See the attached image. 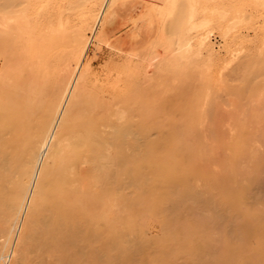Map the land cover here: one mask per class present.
Segmentation results:
<instances>
[{
	"label": "bare ground",
	"instance_id": "obj_1",
	"mask_svg": "<svg viewBox=\"0 0 264 264\" xmlns=\"http://www.w3.org/2000/svg\"><path fill=\"white\" fill-rule=\"evenodd\" d=\"M115 1L0 0V264H264V188L256 185L259 166H239L253 147L248 122L239 121L235 110L237 121L231 118L229 124L236 128L221 137L225 155L216 161L215 144L208 147L194 127L198 112L189 104L193 96L190 100L186 96V104L194 110L181 107L184 96L181 106L178 103L185 112H196L189 123L183 119V125H172L177 122H172V114L164 116L171 125L150 118L152 111L141 112L138 118L131 115L135 101L142 103L137 110L144 107L140 99L144 97L131 86L139 80L136 76L148 78V55L140 63L111 55L118 60L112 57L101 70L85 60L91 40L96 47L105 42L107 12ZM147 1L159 19L153 56L170 51L180 61L175 68L181 61L184 65L189 55L191 59L201 53L197 48L207 45L208 26L217 18L215 24L229 19V11L238 15L229 24L220 22L226 25L218 27L227 36L252 18V12H244L248 2L240 8L235 0H231L234 4ZM249 5L262 10L264 0H249ZM195 31L206 33L192 43ZM239 49L232 55H238ZM191 50H198L197 54ZM259 51V57L245 54L237 74L232 73L237 82L229 84L226 79L225 88L238 100L264 98V46ZM158 58L153 57L161 66L153 67L159 71L164 62ZM229 63L223 68L228 69ZM178 71L177 77L183 73ZM162 73L167 79L171 76ZM161 101L164 105L167 99ZM258 108L257 113L264 111Z\"/></svg>",
	"mask_w": 264,
	"mask_h": 264
},
{
	"label": "rangeland",
	"instance_id": "obj_2",
	"mask_svg": "<svg viewBox=\"0 0 264 264\" xmlns=\"http://www.w3.org/2000/svg\"><path fill=\"white\" fill-rule=\"evenodd\" d=\"M213 1H216V0H213ZM213 1H211V5H213L214 6V2ZM224 1H226V0H224ZM228 1V0H227ZM226 1V3H228V2H230V1H228L227 2ZM240 1V0H239ZM242 1V0H241ZM241 1H240V3H237L238 1L237 0H235V4L237 5H239V7L240 8H243L245 5H247L248 4V6H246L245 7V9H246V11H244V12H247V11H249L250 13H251V15H252V18L249 20V19H247V20H244L243 21V23L241 24V25H239V28H238V26H236L235 28H236V30L234 31L233 29V32H231L230 31V33L228 34L229 36H227L226 34V36L225 35H222V34H224V33H222V29H223V27H225L226 25L223 23V24H220V22H225L226 21V24H229L230 23V18L232 19V17H234L233 19H232V21L233 20H235L237 17L236 16H238V15H236V14H232L231 13V11H229L230 13H228L229 15H227V16H229L230 18L229 19H227V17H226V19L225 20H223V21H219L218 22V24H220V25H218V24H215V23H217V20H218V18L217 17H214V18H217V20H215V22H213L214 23V25H212V27H209L208 26V28H211L210 29V31H209V29H207V28H205V29H207V32H208V34H209V41H208V43H207V45L205 44L203 47H201V48H197L198 50L199 49H201V50H199L201 53H199L200 54V56H199V54H197V51L198 50H191V52L193 51L194 52V54H197L196 56L195 55H193L192 57H191V59H190V57L189 56H191V55H189L187 58H184L185 60V62H184V65L182 64V61H181V66L179 65H177L176 66V68H175V66H174V63H178V62H180L179 60H177V62L175 61V59H173L174 58V54L173 53H171L170 51H168V52H166L165 51V53H162V55H158V56H153L154 55V47H153V45H154V43H155V36L157 35V33H158V30H159V19H158V17H157V14H156V11L154 10V8H153V6L147 1V0H116L112 5H111V7L108 9V12H107V17H106V23H107V25H108V27H109V32H108V35H107V37H106V39H105V42H103V43H101V48L100 47H96V46H94V43H95V41H92L91 40V42L89 43V46H88V48H87V51H86V58H85V60H89L90 62H91V64H92V67L93 68H96V70H101V68H104V66L106 65V63L110 60H112L113 58V60H118L119 58H123L122 56H124V58H130V59H134L133 61H134V63H140V61H141V59H142V57L144 56V55H148V57H147V61L145 60V62H147L146 63V69H148L149 68V70H147V72H146V74L148 75V78H151V79H148L147 78V76L145 77V78H143V79H141V77L142 76H136V77H139V78H137V79H139V80H136L135 82H137V83H133L132 82V85H133V87L131 86V88L134 90L133 92L135 93L136 91H138V92H136L137 94H139L140 96H143L144 97V99L143 98H141L140 97V99H142L141 101L143 102V106L144 107H146L147 109H145L144 107H142V105H141V107L143 108V110H141V111H139L140 110V108H139V106H140V104H142L139 100H137V101H135L136 100V97H133L132 98V101H135L134 102V105L132 106L133 107V109H135V110H133L132 108H131V111H133V112H131L130 114L131 115H133L134 117H137L138 118V115H140V113L141 112H143V113H148V115H149V112L150 111H152L151 113H153V115H151L150 114V118H152L153 120H155L156 122H158V123H163V124H169V125H171V123L173 122V121H177V122H173L172 123V125H180V123H182L181 125H183L184 124V120H187L186 122H188L189 123V121H191L190 119L193 117V110H194V108H195V111H196V108H197V111L196 112H198V113H196L197 114V117H198V119H196L195 117V120L197 121L198 120V124H196L194 121V127H196V125H197V128L199 129V131H197L198 132V137L200 138V136H202L200 139H201V141H205L204 143H206L207 144V146L209 147V145H210V147H214V144H215V147L213 148V150L214 151H212V152H214L213 153V155H214V159L217 161V160H219V158H220V156H222V155H225V153L223 152L224 150H223V148L220 146V145H222V144H219L220 143V139H221V137H225L227 134V132L229 131L230 133L231 132H234L233 130L236 128V127H232V125H230L229 123H231V118H233L232 119V122H233V120H234V122H235V120L237 121V119L236 118H238V116L240 117L241 116V118L242 119H240L239 118V121H241V120H245V122L247 123V128H248V130H249V137L250 138H252V143H253V145H251V141L249 142V144L251 145V146H253L252 147V149H251V151H254L255 149L254 148H257V150L256 151H254V153L253 152H251L250 150H248V152L250 151V155L249 156H247V157H249V158H244V159H241L242 161H239V166L242 168H246L247 166H248V168H250L249 167V165L251 166V164L253 165V167H254V165L255 164H257L258 166H259V176H258V182H259V184L256 182V185H257V187L258 188H264V184H262V183H264V160H262V161H260V159L259 158H261L262 159V157H264V134H262V133H264V121H260L259 123H260V125H256V124H258V121H259V119H264V114H261V112H264V111H262L261 109H264V103H261V101L262 100H264V98H250V99H247V100H245V99H241L240 98V100H238V98H237V96L235 97V95H233V92H231L230 91V88H229V90L227 91V89L225 88V87H227L226 86V83L228 84V82L230 81V83L229 84H232L234 81H236L237 82V76H235L234 77V75L233 74H237V72H238V67H239V65H240V63L242 62V61H244V56H245V54L247 55H249V56H252V57H257V55H258V53L259 52H261V51H259V49H261L262 48V46H264V45H262V43H264V28H262V27H264V21H262V20H264V9H260V8H257V10L255 11V7H254V5H249V0H244L245 1V4L244 5H242V7L240 6L244 1H242V3H241ZM218 2V1H217ZM217 2H215V3H217ZM219 2H220V0H219ZM218 2V3H219ZM246 2H248L247 4H246ZM217 3V4H218ZM222 3V2H221ZM221 3H219V5H217V4H215L216 6H220V4ZM231 3H232V1H231ZM234 3H232V4H234ZM251 3V2H250ZM232 4H230V5H232ZM252 4V3H251ZM223 5V4H222ZM229 5V4H228ZM250 6H253L254 8L252 9ZM260 11H259V10ZM244 10V9H243ZM243 10H242V12H243ZM251 10V11H250ZM240 11H241V9H240ZM254 11V12H253ZM262 11V12H261ZM249 12H248V14H249ZM233 16H232V15ZM239 14V13H238ZM236 15V16H235ZM241 15V14H240ZM239 15V16H240ZM258 16H259V19L260 20H258L257 18H258ZM261 16V17H260ZM251 17V16H250ZM256 20V21H255ZM248 23V24H245L246 22ZM250 22V23H249ZM212 23V24H213ZM258 23V24H257ZM250 24V25H249ZM256 24V25H255ZM223 25V27L221 28V27H218V26H222ZM254 26V27H253ZM241 27V28H240ZM256 28V29H255ZM213 29V30H212ZM238 29V30H237ZM261 29V30H260ZM201 31H202V29H200ZM200 30H198V31H200ZM218 30V31H217ZM224 30V29H223ZM198 31H195L194 33L196 34V32H198ZM221 31V32H220ZM241 32V34H238V33H240ZM194 33H193V35L191 36L192 38H191V42L193 43V41H195V40H193V39H196V41H198L197 39H199V37L197 38V35L199 34L200 36H202L201 34H204V33H206V31L205 32H203V33H198V34H196L195 36H196V38H194L193 36H194ZM221 33V34H220ZM237 33V34H236ZM198 35V36H199ZM224 36V37H223ZM233 37V38H232ZM245 37V38H244ZM240 38V39H239ZM247 38V40H246V42L244 41L245 39ZM249 38V39H248ZM226 41H225V40ZM234 41H233V40ZM244 39V40H243ZM109 42V43H108ZM142 42H146L144 45L143 44H141L140 45V43H142ZM229 44H227V43ZM250 42V43H249ZM93 43V44H92ZM195 44V43H194ZM211 46H210V45ZM261 44V45H260ZM198 45V44H197ZM196 45V46H197ZM226 45V46H225ZM236 45V46H235ZM238 45V46H237ZM209 46V47H208ZM160 47H162V45L160 46ZM227 47V48H226ZM231 47V48H230ZM234 47V50H232V48ZM245 47V48H244ZM256 47V48H255ZM93 48H95V49H93ZM114 48V49H113ZM196 48V47H195ZM206 48V49H205ZM210 48V49H209ZM212 48V49H211ZM235 48H240L239 50V52H238V55H236V56H233L232 55V53H235ZM257 48H259L258 50H257ZM192 49H194V48H192ZM226 49V50H225ZM227 49H228V51L230 52H227ZM252 49V50H251ZM115 52H114V51ZM205 50H207L208 52H210V50L212 51L211 52V54L210 53H208V52H206ZM242 50H243V52H242ZM117 51V52H116ZM112 52L114 53V54H112ZM241 52V53H240ZM245 52V53H244ZM111 53V54H110ZM122 53V54H121ZM239 53H240V55H239ZM244 53V54H243ZM257 53V54H256ZM95 54V55H94ZM115 54H117V58H115L116 56H115ZM120 56H119V55ZM202 54V55H201ZM227 54V55H226ZM111 55H114L115 57H111ZM127 55H129V57H127ZM209 55H211L210 57H209ZM247 55V56H248ZM262 55H264V54H262ZM131 56H134L133 58H131ZM162 56V57H161ZM164 56V57H163ZM205 56H207V57H205ZM230 56V57H229ZM260 55H258V57H259ZM153 57H154V59H158L159 61H160V59L158 58V57H160V58H162L161 59V63L162 62H164V63H162V65L164 66V67H162V69L164 68V70L162 71V69L160 68V67H158V68H160L159 69V71L158 70H156V65H158V66H161V65H159L158 64V62L159 61H157V60H155V61H157V62H155L154 61V59H153ZM214 57V58H213ZM246 57V56H245ZM90 58V59H89ZM112 58V59H111ZM136 58V59H135ZM152 58V59H151ZM202 60V62H204V60H205V62L202 64V65H200L199 66V64H201L202 62L199 60ZM203 58H205V59H203ZM225 58H227V59H225ZM232 59V61H231V59ZM107 59V60H106ZM183 59V58H182ZM186 59H189L190 61L188 62V60H187V62H186ZM198 60L197 62H200V63H197L196 62V60ZM210 59V60H209ZM226 61H225V60ZM241 59H243V60H241ZM137 62H136V61ZM149 60V61H148ZM152 60V61H151ZM163 60V61H162ZM181 60V59H180ZM209 60V61H208ZM224 60V61H223ZM241 60V61H240ZM195 61V62H194ZM215 61H217V62H215ZM228 61V63H229V61H230V63H229V65H228V69L225 67V68H223V66H225V63ZM150 62V63H149ZM152 62H154V63H152ZM194 62V63H193ZM211 62H213V63H211ZM109 63V62H108ZM157 63V64H156ZM188 63V64H187ZM205 63L206 64H208V66L207 65H205ZM215 63V64H214ZM237 63H238V65H237ZM155 64V67H153V65ZM214 64V65H213ZM199 67H198V66ZM213 65V67L212 68H210L211 66ZM221 65V66H220ZM138 66V65H137ZM136 66V67H137ZM182 67H184V69H186V70H184ZM197 67V68H196ZM200 67H202V69L200 68ZM209 67V68H208ZM157 68V69H158ZM193 68V69H192ZM196 68V69H195ZM207 68V69H206ZM214 68V69H213ZM221 68V69H220ZM166 69V70H165ZM180 69H182L181 70V72H183L182 74H179V73H181V72H179L180 71ZM206 71V72H204V70ZM210 69H212V70H210ZM225 69V70H224ZM230 69H231V71H230ZM95 70V69H94ZM150 70H152V71H150ZM157 72H159V73H157ZM160 70H161V73L162 74H164V73H166L165 75L167 76L168 74L167 73H170L171 74V76H168L169 78H174L175 80H170L169 78L167 79V77H165V76H163V75H161L160 74ZM175 70H179L178 71V77L176 76L177 74H175L177 71H175ZM202 70V72H200ZM209 70H210V72H209ZM224 70V71H223ZM226 70H229V73L226 71ZM154 71V72H153ZM165 71V72H164ZM167 71V72H166ZM189 71H191V72H189ZM237 71V72H236ZM156 72V73H155ZM187 72V73H186ZM189 72V73H188ZM194 72V73H193ZM199 72V73H198ZM227 72V73H226ZM231 72V73H230ZM153 73V74H152ZM191 73V75H189ZM201 73V74H200ZM206 73H208L207 74V79L210 81H208L207 79L205 80V78H206ZM225 73V74H224ZM233 73V74H232ZM160 76H159V75ZM169 74V75H170ZM229 74V75H228ZM160 77V80L158 79V77ZM199 75L201 76L202 75V77H199ZM209 75V76H208ZM211 75V76H210ZM213 75V76H212ZM222 75V76H221ZM225 75H227L226 77H224ZM176 76V77H175ZM193 76V77H192ZM195 76V77H194ZM198 76V77H197ZM230 76V77H229ZM223 77V78H222ZM227 77L229 78L227 81H226V79H227ZM233 77H234V79H233ZM157 78V79H156ZM200 78V79H199ZM225 78V79H224ZM232 78V80H230ZM148 79V80H147ZM184 79V80H183ZM187 79H188V81H187ZM204 81H203V80ZM133 80V79H132ZM132 80H130V81H132ZM135 80V79H134ZM201 80H202V82H201ZM156 81V82H155ZM159 81V82H158ZM207 81H208V86H207ZM223 83H222V82ZM226 81V82H225ZM233 81V82H232ZM183 82V83H182ZM198 82V83H197ZM225 82V83H224ZM131 83V82H130ZM139 83V84H138ZM182 83V84H181ZM139 86H138V85ZM180 84H181V86H180ZM204 84H206V85H204ZM186 85V86H185ZM190 85V86H189ZM212 85V86H211ZM135 86V87H134ZM139 88H138V87ZM189 86V87H188ZM211 86V87H210ZM223 86V87H222ZM185 87V89L188 91V93H187V95L186 94H182V93H186L187 91H185L183 88ZM215 87V88H214ZM219 87V88H218ZM178 88V89H177ZM214 89V91L212 90V89ZM222 88V89H221ZM132 89H130V90H132ZM210 91H209V90ZM226 89V90H225ZM144 90V91H143ZM177 90V91H176ZM183 90V91H182ZM197 90V91H196ZM216 90V91H215ZM179 91V95L177 94V93H175V92H178ZM192 92V94H191V92ZM199 91V92H198ZM224 91H227V92H224ZM140 92V93H139ZM142 92L143 93H145L144 95H146V96H144V95H142ZM182 92V93H181ZM207 94H206V93ZM208 92H210V94L208 93ZM213 92L215 93V95L213 94ZM231 92V93H230ZM191 95H190V94ZM202 93H204L203 95H202ZM180 94L182 95V97L180 96ZM200 94H201V96H200ZM206 94V95H205ZM226 94H228V95H226ZM135 96H136V94H134ZM178 95V96H177ZM195 95L197 96V97H195ZM208 95H209V97H208ZM231 95V96H230ZM183 96L185 97V103L183 104V106H181V102L182 101H184V98H183ZM186 96H188V100H190V98L192 99V96L194 97L190 102H189V104H191V105H193V106H195L194 108H193V106L191 107V105H189L193 110H191V112L190 111H188V112H185V110L187 111V109L189 108V106L186 104ZM189 96H190V98H189ZM202 98H200V97ZM139 97V96H138ZM137 97V98H138ZM160 99H159V98ZM210 97H212V98H210ZM215 97V98H214ZM235 97V98H234ZM261 97H264V96H261ZM175 98V99H174ZM198 98V99H197ZM200 98V99H199ZM207 98V100L205 101V99ZM233 98L235 99V100H233ZM159 99L160 101H157V100ZM167 99V102H166V104H162V102L164 103V101H161V100H166ZM183 99V100H182ZM209 99V100H208ZM254 99H259V100H261L260 101V103L258 102L259 100H257L256 101V103H254L255 102V100ZM195 100H197L195 103H194V101ZM199 100H201V102L199 101ZM204 100V101H203ZM229 100V101H228ZM254 100V101H253ZM131 101V102H132ZM155 101H157L156 103H155ZM173 101H174V103H173ZM238 101V102H237ZM243 101H244V103H243ZM130 102V103H131ZM153 102L155 103V104H153ZM159 102V103H158ZM170 102L172 103V104H174V105H172V104H170ZM180 102V106L181 107H184V105H186V107H188V108H186V107H184L185 108V110H183V109H180V106H179V103ZM187 102V103H188ZM192 102V103H191ZM240 103V104H236V103ZM261 105V107H260V105L258 104V103ZM262 102H264V101H262ZM168 103H169V105H168ZM197 103V104H196ZM205 104V106L204 107H202L204 104ZM208 103V104H207ZM232 103V104H231ZM158 104V105H157ZM179 106V110H183L182 112H184V113H181V112H179V114H180V117L178 116L179 114H176V111L178 112L179 110H177V108H176V106L177 105ZM235 104V105H234ZM249 104V105H248ZM131 105V104H130ZM135 105H137V106H135ZM207 105V106H206ZM233 105V106H232ZM245 105V106H244ZM256 105V106H255ZM231 106V107H230ZM251 106H254V108L253 107H251ZM135 107V108H134ZM163 107H165V108H163ZM171 107H173V108H171ZM199 107V108H198ZM206 107V108H205ZM238 107V110L237 109H234V108H237ZM241 107H245L244 109H242ZM259 107V108H258ZM137 108H139V110H137ZM162 108L163 109H165V111H166V113H165V115H164V110H163V112H162ZM171 108V109H170ZM202 108V109H201ZM241 108V109H240ZM252 108V109H251ZM257 108L258 109H260L261 111L259 112V113H257V111H259V110H257ZM170 109V110H169ZM206 109V110H205ZM233 109H234V111H233ZM248 109V110H247ZM251 109V110H250ZM157 110V111H156ZM159 110V111H158ZM202 110V112H200ZM207 112V115H205V111ZM225 110V111H224ZM235 110L236 111H238L237 112V114H236V116L234 115L235 113ZM241 110H244L243 112H242V114H240V112H241ZM203 111L205 112V113H203ZM227 111V112H226ZM230 111V112H229ZM157 112V113H156ZM161 114H160V113ZM169 112H172V113H170L169 114ZM190 112V113H189ZM250 112H253L254 114H256V116L258 115V120H256L257 119V117H254V118H250L249 117V114H251ZM189 113V114H188ZM194 113V114H195ZM199 113H202L201 114V116H199L200 114ZM216 113V114H215ZM244 113V114H243ZM159 114V115H158ZM172 114V116H174L175 117V119L173 120V118H172V122L170 121V120H167L169 117H170V115ZM190 116V117H188V115ZM195 114V115H196ZM224 114V115H223ZM232 114V116L230 117V115ZM147 115V114H146ZM166 115H169V117L168 118H165V117H167ZM177 115V116H176ZM183 115V116H182ZM194 115V116H195ZM221 115V116H220ZM163 116V117H162ZM165 116V117H164ZM186 116V117H185ZM202 116H207L206 118L205 117H202ZM218 116V117H217ZM220 116V117H219ZM228 116H229V118H228ZM189 118V120L188 119H186V118ZM214 117V118H213ZM217 117V118H216ZM234 117H236L235 119H234ZM248 117H249V119H250V121H249V119H248ZM170 118V119H171ZM200 118H201V120H202V122L200 121ZM219 118V119H218ZM224 118V119H223ZM246 118V119H245ZM162 119V121H160ZM181 119V120H180ZM184 119V120H183ZM227 119H229L228 121H227ZM247 119H248V121H247ZM180 120V121H179ZM183 120V121H182ZM193 120V119H192ZM205 120L207 121V122H205ZM168 121H170V122H168ZM200 121V122H199ZM214 121V122H213ZM224 121V122H223ZM230 121V122H229ZM238 121V122H239ZM180 122V123H179ZM185 122V123H186ZM213 122V123H212ZM219 122L220 123H222L221 125L219 124ZM179 123V124H178ZM188 123H186L187 124V127L189 126V125H191V126H193V124H191V122H190V124H188ZM202 123V124H201ZM209 123H211V127H210V125L209 126H207ZM215 123V124H214ZM224 123H225V125H224ZM228 123V124H227ZM199 124H201V126H199ZM205 124V125H204ZM214 124V125H213ZM219 124V125H218ZM184 126H186V125H184ZM191 126H189V127H191ZM221 126V127H220ZM224 126H225V128H224ZM228 126V127H227ZM223 127V128H222ZM214 128H218L216 131H215V129ZM230 128H232V129H230ZM226 129V130H225ZM228 129V130H227ZM232 130V131H231ZM258 131V132H257ZM201 132H203V134L201 133ZM206 132H207V134L208 135H206ZM228 132V133H229ZM257 132V133H256ZM214 133V134H213ZM224 133V135L223 136H221V134H223ZM202 134V135H201ZM206 136V138L205 137H203V136ZM259 135V136H258ZM217 136V137H216ZM259 137V138H258ZM204 138H205V140H204ZM217 139V140H216ZM219 140V141H218ZM210 141V142H209ZM212 145H211V144ZM205 144V145H206ZM209 144V145H208ZM254 146H256V147H254ZM218 147H221V148H219V150H221V151H219V153L221 154H219L218 153ZM250 147V146H249ZM249 147H248V149H249ZM251 148V147H250ZM254 149V150H253ZM217 153H216V152ZM257 152V153H256ZM216 153V154H215ZM253 153V154H252ZM257 154V156H258V158H257V156H256V154ZM253 155H255V157L253 156ZM252 156V157H251ZM255 159H254V158ZM245 159H248V161H246ZM257 159H259L258 160V163H259V161H260V163L261 164H258L257 163ZM246 162H244V161ZM246 165H245V164ZM249 163H251V164H249ZM242 168V169H243ZM248 168H246V169H248ZM261 172V173H260ZM261 182V183H260ZM257 188V189H258ZM259 190V189H258ZM216 234H217V232H215Z\"/></svg>",
	"mask_w": 264,
	"mask_h": 264
}]
</instances>
